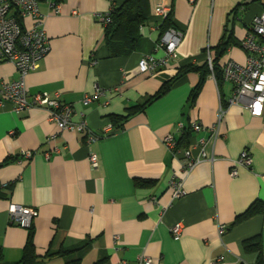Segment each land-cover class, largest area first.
<instances>
[{"label":"crops","instance_id":"0c3cea01","mask_svg":"<svg viewBox=\"0 0 264 264\" xmlns=\"http://www.w3.org/2000/svg\"><path fill=\"white\" fill-rule=\"evenodd\" d=\"M124 1H38L50 49L25 77L28 94L57 92L61 101L74 106L73 121L83 113L91 130L107 126L112 131L88 146L84 132L60 130L44 108L15 112L10 102L0 103L4 261H19L28 237L27 228L10 221L7 207L16 203L38 211L32 223L37 264L54 260L137 264L142 254L152 264H210L217 257L223 264H256L258 252L245 251L242 242L258 238L264 251V214L232 223L254 201L264 204V113L258 116L238 105L226 107L223 136L214 143L215 159L200 161L188 171L162 139L169 132L181 138L178 122L187 130L191 122L204 127L198 132L189 129L183 142L187 147L209 137L207 127L216 121L221 103L230 95V83L222 80L219 87L211 74L189 68L166 93L130 114L120 128L114 129L111 115H125L129 107L153 95L187 66H202L207 50L213 53L226 32L238 44L230 45L219 62L244 63L241 40L253 17L264 11V0H148V21L139 28L138 49L110 57L98 14ZM52 4L59 6L58 12ZM157 6L171 8L172 22L183 37L177 57L167 67L140 73L142 56L164 54L158 47L161 19L154 12ZM21 22L31 23L28 18ZM17 78L13 64L0 63V87ZM96 88L102 89L101 94L84 105L83 96ZM244 148L251 152L252 166H237V175L231 176L230 167ZM23 150L33 152L28 160L19 159ZM89 151L97 155L95 167L88 159ZM173 176L182 178L184 190L176 198L168 184ZM136 178L149 183L136 184ZM177 223L181 233L174 238L171 227ZM219 224L227 226L222 235ZM114 235L119 236L118 243ZM62 249L72 252L53 254Z\"/></svg>","mask_w":264,"mask_h":264},{"label":"built area","instance_id":"2783aa9c","mask_svg":"<svg viewBox=\"0 0 264 264\" xmlns=\"http://www.w3.org/2000/svg\"><path fill=\"white\" fill-rule=\"evenodd\" d=\"M39 0H0V63L8 62L14 65L18 73V78L12 81L3 82L0 87V103L10 102L15 112L28 110L32 107H41L47 111L48 119L55 123L60 130H72L84 132L86 135V144L89 146L92 142L109 134L112 129L103 127L99 131L91 130L81 114V118L73 121L71 116L75 112L71 103L61 101L59 93L55 92L49 95L47 92H36L29 95L26 89L25 77L27 73L37 67L38 63L48 53L50 49L49 39L44 26V16L38 8ZM55 12L59 10L58 5L52 4ZM15 11L18 12L16 15ZM111 8L98 14L100 21L105 26L110 19ZM155 14L164 20L170 13L168 6H157L154 9ZM21 18L30 19L29 25H24L18 20ZM183 32L174 27H168L161 32L158 47L163 48L162 56L152 54L142 56L138 61L140 73L152 74L156 70L167 67L172 60L177 57V48L182 40ZM241 46L246 51L244 63H238L232 59H226L219 62L222 73V80L231 84V92L227 100L221 103L214 123L207 127L209 137L199 138L190 147L180 143L173 132L167 133L162 141L166 148L174 157L180 156L184 162V170H190L195 164L203 160L213 161L215 140L223 136L221 123L226 107L238 105L247 109L252 115H262L264 113V11L253 17L249 29L241 40ZM206 59L210 70H213V54L210 50L206 52ZM211 76L215 79L214 74ZM100 88L92 93H86L82 98L84 105L92 102L101 94ZM199 122H191L189 129L192 131L203 130ZM176 130L182 134L185 130L183 123L178 122ZM196 151L193 153V151ZM33 152L23 150L18 155L19 159L28 160ZM48 157L49 153H44ZM88 159L91 166L98 164L96 153L89 151ZM237 166L251 168L252 156L249 149L241 150L239 157L230 167V175H237ZM169 187L172 189V197H180L184 194L182 188V178L173 176L169 180ZM154 199V198H152ZM7 212L10 221L17 225L30 228L34 218L38 215L37 209L27 207L16 203H9ZM227 226L218 225V234L225 233ZM174 238H178L181 233L180 223L171 227ZM115 243L119 242V236L114 235ZM153 261L145 254L139 256L137 264H152ZM210 264H223L222 258L217 257Z\"/></svg>","mask_w":264,"mask_h":264},{"label":"trees","instance_id":"16d2710c","mask_svg":"<svg viewBox=\"0 0 264 264\" xmlns=\"http://www.w3.org/2000/svg\"><path fill=\"white\" fill-rule=\"evenodd\" d=\"M149 5L148 0H125L121 5L115 6L112 5L110 12L111 21L104 26V36L103 42L108 50V56H122L129 55L132 52L136 51L140 42V33L139 28L141 25L145 24L148 21L149 16ZM16 15L18 12L15 11ZM18 20L21 23V17L18 16ZM168 27L176 26L172 22L171 13L161 21L160 30L163 32ZM233 44H238V42L233 38L232 34L225 33L222 37L220 43L213 48V70L211 71L206 59L205 63L202 66H187V68L178 71L173 77L164 81L160 88L153 94L147 97L143 102L131 106L127 109L125 115H111V122L114 129H118L122 126L126 118L138 111L143 110L150 102L154 99L159 98L164 93H166L176 80H178L182 74L187 72L189 68L201 69L202 74L213 73L216 83L220 87L222 83V73L219 67V59L222 57L226 49ZM212 50V49H211ZM200 67V68H197ZM205 67V69H203ZM199 84L192 90V98L195 97L199 90ZM185 127L184 132L182 133L181 138L179 139L180 143H183L186 137L189 135V127ZM136 184H147L149 183L146 179H135ZM4 186H9L5 184ZM261 213L264 214V204L260 201H254L243 213L235 217L232 224L239 222L240 220L247 218L253 214ZM243 249L248 252L256 251L258 252V258L256 264H264V251H262L261 243L258 238L247 239L242 242ZM72 250L62 249L53 254L66 256ZM74 261H78L74 260ZM38 256L35 253V246L33 243V227L28 228V237L23 248V254L19 261L14 263H7L3 258V251L0 247V264H37ZM98 264V263H94Z\"/></svg>","mask_w":264,"mask_h":264},{"label":"rangeland","instance_id":"374dc122","mask_svg":"<svg viewBox=\"0 0 264 264\" xmlns=\"http://www.w3.org/2000/svg\"><path fill=\"white\" fill-rule=\"evenodd\" d=\"M49 264H62V262L60 260H54Z\"/></svg>","mask_w":264,"mask_h":264}]
</instances>
